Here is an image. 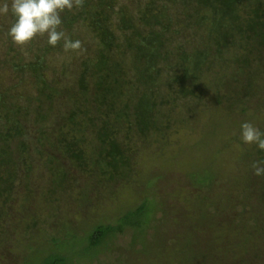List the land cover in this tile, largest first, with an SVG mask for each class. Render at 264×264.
I'll use <instances>...</instances> for the list:
<instances>
[{"label": "trees", "instance_id": "1", "mask_svg": "<svg viewBox=\"0 0 264 264\" xmlns=\"http://www.w3.org/2000/svg\"><path fill=\"white\" fill-rule=\"evenodd\" d=\"M161 1L146 0L132 14L123 6L117 7V0H83L81 8L61 13L63 30L82 22L99 45L91 56L81 60L75 90L62 93L71 106L56 107L55 100L61 91L45 77L46 56L54 50L48 44L38 49L32 60L24 63L19 60L15 64L21 76L28 72L37 83L35 97L28 98V103L35 102L33 108L7 102V91L0 89V217L6 216V209L14 201L19 173L27 181L26 189L38 167L50 175L48 202L55 212V203L60 202L55 196L65 190L72 170L84 177H94L98 184L103 183L102 188L107 186L110 190L112 183H122L126 190L135 185L139 195L134 206L114 217L96 219L94 223L62 224L54 231L51 229L55 216L43 222L39 219L44 224L42 228L38 221H28V230L48 232L47 235L63 237L64 241L79 240L75 244L69 241L67 253L47 254L39 264H68V256L76 253L72 248L77 244H81V255L86 257L90 251L95 253L94 250L98 252L103 247L113 251L114 240L128 230L132 235L127 246L140 254L135 264L144 261V255H148L145 262L159 260L165 264H172L175 259H179L176 264H264V176H255L251 168L253 161L264 160V151L257 150L255 145L237 142V136L231 135L228 144L217 148V155L212 159L207 158L204 163L191 160L194 163L183 172L186 180L181 176L177 180L179 189L172 193L178 199L179 192L187 190L186 200L182 199L184 206L178 209L164 199L165 194L169 195L165 190L171 169L135 175L136 146L157 142L154 135L160 134L158 141L168 147V138L175 134L176 124L181 123L170 114L179 101H195L196 105L201 100L202 68H199L204 58L209 62L206 48L192 53L183 51L172 66L168 83L160 82L159 63L170 55L166 36L170 21L164 6L157 5ZM180 3L187 8V18L196 17L200 25L207 23L208 40L218 54L237 47L243 54L242 63L248 68L255 60H262L264 0H180ZM114 18H117L116 24ZM128 53L133 55V76H128L123 63L114 59ZM186 61L187 72H182ZM163 86L168 95L161 94L159 88ZM223 99L221 95L219 104ZM233 99L226 98L230 100L227 107L241 122L249 121V115L255 116L248 113V107L237 112L244 97ZM168 105L172 106L171 110L163 109ZM195 111H191L193 116ZM211 121L203 129L207 139L223 133V126L213 118ZM233 142L243 152L240 151L235 165L238 170L227 176L224 172L228 159L223 153ZM218 154L222 157L216 159ZM65 159L69 165L64 163ZM167 166L175 168L177 164L167 163ZM213 194L221 200L213 201ZM85 200L89 201V197ZM157 213L161 218L156 217ZM22 215L21 218L28 216ZM33 217L40 218L38 214L28 216ZM148 228L153 232L151 239L145 240ZM82 231H87V236L81 241L77 233Z\"/></svg>", "mask_w": 264, "mask_h": 264}, {"label": "rangeland", "instance_id": "2", "mask_svg": "<svg viewBox=\"0 0 264 264\" xmlns=\"http://www.w3.org/2000/svg\"><path fill=\"white\" fill-rule=\"evenodd\" d=\"M117 2V7L123 6L128 13L133 14L142 7L146 0H117ZM140 5L141 7H139ZM157 5L164 6V12L170 21L169 32H166V36L169 38L167 50L169 49L170 55L167 60L165 59L159 63L160 71H162L160 82L164 83L163 85L168 83L169 76H172V66L178 62L181 52L192 53L196 49L206 48L209 53V62L203 57L204 59L199 68H202L199 80L200 93L203 94L201 100L196 103L197 106L195 101L186 100L179 101L175 104L177 106L174 105L173 113L170 115L173 116L172 119H179L182 124H176L175 134L168 138V147H163V142L158 141L161 139L159 134L154 135L157 142L152 141L151 144L137 145L136 152L133 154L137 162L134 169L136 176L155 172L158 174L171 169L167 176L168 183L167 190H165L169 195L165 194L164 196L163 193L162 195L172 208L178 209L184 206L182 199L186 200L187 190L182 193L178 191L181 194L178 199L180 196L182 197L180 201L175 196L173 197L172 193L179 189L178 186L180 185L177 180L181 176L186 180L183 172L188 171L189 164L194 163L191 160L195 159L200 161L199 163H204L207 158L212 159V157L217 155L216 151L222 145L228 144L227 142H229L231 135L237 136V142L241 141L239 138V127H235L242 122L234 113L230 112L227 107L230 100L227 101L226 98L233 99L238 96L243 99L244 97L243 104L237 112H240L242 107H248V113L255 115H249L250 119L248 120L260 130L264 129V114L261 113L260 109L261 107L262 111L264 110V56L260 61L255 60L252 63V67H245L242 63L243 54L237 47H230L219 54L216 52L215 46L210 43L207 37V23L200 25L196 23V17L193 19L187 18V8L180 3V0H176L175 3L169 2V0H162ZM11 22V16H0V89L7 91L9 97L7 102L14 101L20 106L30 109L35 106V102L28 103V98L35 97L37 83L28 72L25 76H21L19 70L15 68V64L19 60H22L23 63L32 60L38 49L46 47V37H37L31 43L18 47L11 42L7 35ZM113 22L116 24L117 18H114ZM138 26L143 28L141 24ZM63 31L70 39L80 41L81 50L64 52L61 41L46 56L48 68L45 71V77L53 83L54 87L61 91V95H58L55 100L57 108L61 105L66 108L71 106L66 95L63 96L62 93H72L75 90V79L81 60L91 56L96 48L99 47L97 38L82 22L75 24L71 29ZM117 34L119 33L117 32ZM119 41H122V38ZM262 54H264V50ZM114 59L123 63L128 76H133V55L131 53H128L125 57L115 56ZM181 70L182 72H187V61L184 62V68ZM159 89L162 95H168L166 86ZM221 95L225 99L219 104ZM171 108V105L163 107L165 110H171ZM195 109L197 111H195L196 114L193 116L191 111ZM257 113L258 115H256ZM211 118L223 126L222 135L215 137V139H207L203 131L205 124L212 123ZM205 132L207 131L205 130ZM225 150L227 152L223 153V155L228 159V167L224 173L227 176H232L235 170H238L235 165L240 157V151L243 152V149L233 142ZM180 152L184 153V155L180 154ZM188 152H190V155ZM220 157H222V154H218L216 159ZM64 163L70 164L66 159ZM167 163L177 164L178 168H169ZM179 164L183 167L179 166ZM186 166L187 169H184ZM69 170H71L70 167ZM44 173L41 167L34 169L26 189L24 183L27 181H25L22 172L18 175V187L15 198L13 197L14 201L11 205L9 204L8 210L6 209V216L0 217V264H39L47 254L60 253V251L65 254L67 253L65 249L70 242L73 244L79 242L76 239V241L74 239H70V242L64 241L63 237L56 236V238L58 237L57 240L53 235H47L48 232H39L34 229H32L34 231L28 230L26 229V224L31 219L38 221L37 223L40 224L39 219L43 222L49 216H55L52 219L54 222L51 230L58 231L59 226L62 224H77L82 221L80 225H83L86 221L94 223L99 218L114 217L122 210L134 206L136 200L139 199V195L134 188L135 185H131L126 190L122 183L121 185L112 183V189L110 190L107 186L102 188L101 184L103 183L98 184L94 177H84L72 170L64 185L65 190L57 192L55 196L60 201L55 203L57 207L55 212L54 209L52 210L49 207L48 202L49 194L47 190L51 186L50 175ZM80 188L82 191H80ZM84 194H87V196ZM212 196L213 201L214 199L217 202L221 200L220 196L215 194ZM88 197L89 201H86L85 199ZM22 213H26L30 217L38 214L40 218L38 217L37 220L34 217L28 218V216L27 218H21L23 216ZM160 216L161 214L157 213L156 217ZM157 219L159 220V218ZM163 222H165V218ZM45 224H48V222L46 221ZM43 226L44 224H40L41 228ZM46 229L50 230V228ZM152 230L150 228L146 230L145 240L151 239ZM77 234L78 239L82 241L86 238L87 231L78 232ZM131 235V231L128 230L125 235L117 237L114 240L115 249L113 251L108 252L103 247L98 252L94 250L95 253H92L93 251L87 252L88 257L81 255L83 253L81 252V244H77L72 248V251L76 253L70 256L67 255L68 264H135L136 258L140 254L133 252V250L129 249L130 246H127L131 242ZM181 238H184V235H181ZM156 240L158 239L156 238ZM138 247L137 245L135 246L136 249ZM143 258H145L144 261H139V264H165L159 260L145 262L148 255H144ZM168 260L170 261V258ZM177 260L179 259H175L172 264H176Z\"/></svg>", "mask_w": 264, "mask_h": 264}, {"label": "clouds", "instance_id": "3", "mask_svg": "<svg viewBox=\"0 0 264 264\" xmlns=\"http://www.w3.org/2000/svg\"><path fill=\"white\" fill-rule=\"evenodd\" d=\"M82 6L83 0H0V16H11L7 35L18 47L37 37H46L50 47L62 41L64 52H75L81 50V43L70 39L63 31L61 13ZM239 138L242 143L264 151V131L252 122L246 120L239 125ZM251 168L255 176H264V160L253 161Z\"/></svg>", "mask_w": 264, "mask_h": 264}]
</instances>
